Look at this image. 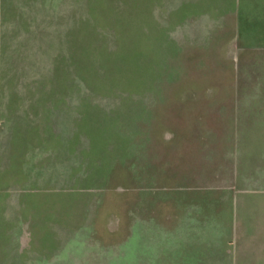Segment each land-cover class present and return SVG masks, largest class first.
Wrapping results in <instances>:
<instances>
[{
    "label": "rangeland",
    "instance_id": "rangeland-1",
    "mask_svg": "<svg viewBox=\"0 0 264 264\" xmlns=\"http://www.w3.org/2000/svg\"><path fill=\"white\" fill-rule=\"evenodd\" d=\"M240 17L264 0H0V167L23 164L0 169V264L191 260L189 196L215 184L182 182V107L241 75Z\"/></svg>",
    "mask_w": 264,
    "mask_h": 264
},
{
    "label": "crops",
    "instance_id": "crops-1",
    "mask_svg": "<svg viewBox=\"0 0 264 264\" xmlns=\"http://www.w3.org/2000/svg\"><path fill=\"white\" fill-rule=\"evenodd\" d=\"M262 29L263 23H247L240 17L239 38L245 43L237 52L241 75L225 84L214 83L211 93L188 96V104L182 107L183 127L177 148L182 182L215 185L201 190L198 196H189V203L201 199L198 211L193 208L195 212L185 214L193 217L189 224L201 229V240L192 246L176 244L181 252L190 246L192 258L182 259L181 264H264V78L247 77L250 69L240 57L252 47L248 36H254V44H264ZM203 134L213 143L216 135H229L231 143L223 148L210 144L207 149L201 143ZM207 152L208 162L204 159ZM3 164L1 174L8 176L14 175L13 168L22 169L23 165L17 155L12 164ZM257 182L261 185L256 187Z\"/></svg>",
    "mask_w": 264,
    "mask_h": 264
},
{
    "label": "trees",
    "instance_id": "trees-1",
    "mask_svg": "<svg viewBox=\"0 0 264 264\" xmlns=\"http://www.w3.org/2000/svg\"><path fill=\"white\" fill-rule=\"evenodd\" d=\"M97 4V2H95L94 4H93V6H95Z\"/></svg>",
    "mask_w": 264,
    "mask_h": 264
}]
</instances>
